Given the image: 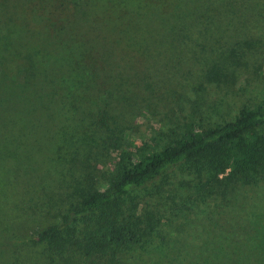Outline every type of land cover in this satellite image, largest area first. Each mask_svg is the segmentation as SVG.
Masks as SVG:
<instances>
[{
    "label": "rangeland",
    "instance_id": "1",
    "mask_svg": "<svg viewBox=\"0 0 264 264\" xmlns=\"http://www.w3.org/2000/svg\"><path fill=\"white\" fill-rule=\"evenodd\" d=\"M86 1L0 0V80L18 79L12 107L0 108V264H206L214 256L250 264L264 250V183L209 197L205 175L185 169L136 191L125 207L141 229L148 221L153 229L113 261L38 241L82 193L105 188L120 153L158 151L189 124H222L264 103V0H224L221 27L191 20L174 42L158 22L133 47L62 23L66 4L75 11ZM149 3L171 18L163 1ZM37 44L54 55L68 48L70 66L50 62L48 76L35 74L28 85L17 72ZM216 68L222 75L208 80ZM60 77L68 91L56 85ZM83 226H73L74 238Z\"/></svg>",
    "mask_w": 264,
    "mask_h": 264
},
{
    "label": "trees",
    "instance_id": "2",
    "mask_svg": "<svg viewBox=\"0 0 264 264\" xmlns=\"http://www.w3.org/2000/svg\"><path fill=\"white\" fill-rule=\"evenodd\" d=\"M150 1L87 0L75 11L66 4L65 9L71 12L61 21L70 26L78 24L83 28L92 27L103 40H112L116 45L121 42L133 47L158 22L164 24L166 21L161 27L165 31L166 39L173 42L181 35L179 29L187 27L191 20L196 22V26L206 24V28L217 29L224 24L219 15L223 13L224 6L228 5L224 0H155L164 2L162 11L169 9L171 18H163L157 15L155 5L151 6ZM137 32L139 33L135 36ZM30 50L22 58L27 66L17 72L26 73L23 76L26 83L35 74L46 78L47 65L50 62L67 63L70 66L67 62L70 54L68 48L66 52L56 50L57 55L46 49L45 44H37ZM101 53L105 60H109L106 50ZM99 54L100 52L97 53L98 56ZM102 55L100 54L101 58ZM33 57L38 62H34ZM219 71V68L212 69L208 72L207 79H217L222 75ZM70 75L74 78L76 74ZM0 81L3 86L0 85V90L5 92L0 95V108L3 109L7 104L12 107L13 98H10L15 95L12 90L17 88L18 79L11 77ZM66 81L60 77L56 85L68 91L69 85ZM69 84L71 85L70 82ZM35 92L38 97L41 96L37 90ZM22 102L19 113L26 104L25 100ZM58 113L62 114V111ZM184 169L200 175L202 181V175H205L206 193H209V197L217 190L224 192L256 182L264 183V103L242 107L232 120L222 124L206 128L189 124L180 135L158 151L142 145L132 155L120 153L105 188L82 193L77 202L61 216L59 224L42 229L36 237L38 241L46 242L53 248L74 247L84 257L113 261L117 254L131 249L133 244L153 229L151 221L146 224L147 230L141 229L139 216L133 218L134 209L125 207L127 203L132 205L136 191L162 185L169 174ZM123 209L131 212L125 218H122ZM145 216L149 220L153 219L152 213ZM78 221L84 223L80 232L82 237L79 239L74 238L73 229ZM253 258L249 261L250 264H264V250ZM211 259L207 258L206 264L221 263L217 256ZM242 261L239 260L238 263L244 264Z\"/></svg>",
    "mask_w": 264,
    "mask_h": 264
}]
</instances>
